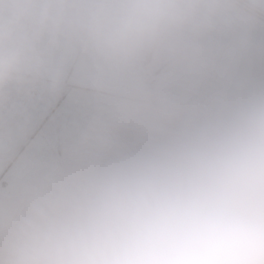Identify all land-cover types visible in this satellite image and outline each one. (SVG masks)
Returning <instances> with one entry per match:
<instances>
[{
	"label": "crops",
	"instance_id": "crops-1",
	"mask_svg": "<svg viewBox=\"0 0 264 264\" xmlns=\"http://www.w3.org/2000/svg\"><path fill=\"white\" fill-rule=\"evenodd\" d=\"M263 135L264 0H0V264H41L49 225L44 246L92 243L54 233L84 198L128 202L160 163L226 173Z\"/></svg>",
	"mask_w": 264,
	"mask_h": 264
},
{
	"label": "rangeland",
	"instance_id": "rangeland-1",
	"mask_svg": "<svg viewBox=\"0 0 264 264\" xmlns=\"http://www.w3.org/2000/svg\"><path fill=\"white\" fill-rule=\"evenodd\" d=\"M259 143H262L261 146L264 147V135ZM260 149L258 152L255 151L256 154L246 156L245 164L234 165L226 173L178 164L172 167L162 164L158 169L150 171L140 180L134 192V198L139 205L148 207L144 211L136 210L144 220L145 233L153 236L155 235L153 229H155L156 234L161 237L172 227L192 219L207 216L247 219L264 213V148ZM78 207L70 208L60 218L59 228L54 231L55 234L58 233L56 236H59V239L73 233L69 228L72 225H67L66 222L74 221L87 211V207L84 209L85 206L80 209ZM81 233L76 239L81 242L91 241L94 246L99 247V253L102 255L104 251L102 242L114 232L88 228L81 230ZM84 234L88 235V239L83 238ZM50 240V238L46 239L44 247L47 253L51 250L54 252L51 251L49 253L51 255L44 258L41 264H84L83 260H78L77 257L63 259L66 256L65 249L71 244L74 245L75 242L65 240L57 248L56 244L50 243ZM153 243L154 241L148 243V249ZM119 253L113 249L109 254L111 262L107 260L106 263L120 264L129 256ZM55 254H57L56 260L50 259ZM99 263L98 259L93 262V264ZM2 264H6L4 260Z\"/></svg>",
	"mask_w": 264,
	"mask_h": 264
},
{
	"label": "clouds",
	"instance_id": "clouds-1",
	"mask_svg": "<svg viewBox=\"0 0 264 264\" xmlns=\"http://www.w3.org/2000/svg\"><path fill=\"white\" fill-rule=\"evenodd\" d=\"M136 264H264V213L182 222L159 237Z\"/></svg>",
	"mask_w": 264,
	"mask_h": 264
},
{
	"label": "trees",
	"instance_id": "trees-1",
	"mask_svg": "<svg viewBox=\"0 0 264 264\" xmlns=\"http://www.w3.org/2000/svg\"><path fill=\"white\" fill-rule=\"evenodd\" d=\"M162 164H158L154 167L148 168L139 181L133 186L130 198L128 202H111L104 197H94V198H84L81 201L87 203V211L76 219V225L73 229L81 228H91L92 230H112L114 233L110 234L106 241L102 242L101 246H106L108 252L112 250H117L122 255H129L123 259V263L128 262V257H140L145 251L148 250V243L155 242L159 236L156 234L155 229L153 233L155 235H149L144 231V220L141 215L136 212V210L144 211L147 210V206L139 205V203L134 198V192L136 187L139 185L140 180L146 174L152 172L153 170L161 167ZM68 203L72 202H62L56 206L52 212V219L58 215L59 209ZM52 227L49 225L47 230L42 234L37 242V251L47 254V251L42 243L47 235H49ZM98 251L99 247L94 246V244L89 243L85 246L82 244H74L69 248L65 249V253H76L82 251ZM105 250V251H106ZM69 251V252H68ZM12 255L19 259L25 264H34V262L25 260L18 255L12 253H6L4 256ZM121 262V263H122Z\"/></svg>",
	"mask_w": 264,
	"mask_h": 264
}]
</instances>
